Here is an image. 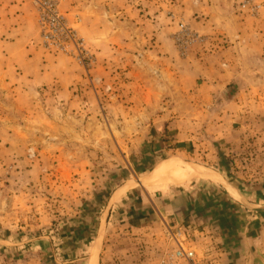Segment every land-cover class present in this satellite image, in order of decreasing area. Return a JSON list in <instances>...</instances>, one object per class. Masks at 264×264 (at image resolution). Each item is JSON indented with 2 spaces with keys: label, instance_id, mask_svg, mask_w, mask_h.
I'll return each mask as SVG.
<instances>
[{
  "label": "crops",
  "instance_id": "crops-1",
  "mask_svg": "<svg viewBox=\"0 0 264 264\" xmlns=\"http://www.w3.org/2000/svg\"><path fill=\"white\" fill-rule=\"evenodd\" d=\"M221 1L64 0L63 10L73 19L79 15L80 32L98 54L96 72L103 68L110 79L120 68L127 88L121 94L127 103L125 108L149 118L148 123H142L144 128L157 131L155 145L166 146L161 137L167 134L173 139L169 148L172 151V147H179L191 139L193 132L204 128L215 138L235 140L240 146L241 134L248 136L247 130L264 128L257 103H252L245 90L231 91L244 66L242 56L263 54L264 45L247 41L244 25H239L241 31L236 33L240 40L223 42L228 37L225 26L230 18L220 13ZM172 12L208 34L210 43L206 47L192 45L183 56L174 41L175 34H171L179 18L176 15L174 20ZM104 51L105 57H101ZM52 55L40 45L31 0H0V82L15 90L17 111H28L42 91L75 99L87 92H99V76L91 86L95 89L85 87L88 80L81 74L71 80L59 79L56 68L63 60ZM178 55L183 58L178 59ZM251 115L256 117L250 124ZM202 176L215 178L211 173ZM129 181L115 188L99 225V233H103L102 239L95 240L96 247L101 242L103 251V262L99 264H158L165 253L176 248L167 234L169 230L175 233L173 229L184 231L186 246L194 247L207 264L264 263V215L250 221L247 215L242 232L241 221L219 210L206 187L157 180L135 190ZM260 188L261 183L249 186L247 191L256 193Z\"/></svg>",
  "mask_w": 264,
  "mask_h": 264
},
{
  "label": "rangeland",
  "instance_id": "rangeland-1",
  "mask_svg": "<svg viewBox=\"0 0 264 264\" xmlns=\"http://www.w3.org/2000/svg\"><path fill=\"white\" fill-rule=\"evenodd\" d=\"M218 8L230 18V24L225 26L228 37L224 43L240 40L236 33L241 31L239 25H244L248 30L247 41L264 45V0H223ZM182 20L177 18L171 34L179 31ZM186 24L206 38L202 47L210 43L208 34L196 30L187 20ZM77 26L80 31L82 20ZM81 35L93 51V67L87 72L71 57L54 53L52 58L63 60L56 73L59 79L70 80L81 74L88 80L87 89L88 86L95 89L91 86L99 76V92H87L75 99L42 91L28 111H17L15 90L0 82V264H94L97 252L99 263L103 262L101 242L98 249L95 240L102 239L103 233L98 229L108 212L113 191L127 179L132 181L133 189H141L144 186L134 181L152 182V173L163 161L178 162L191 174L185 180L169 182L208 188L217 208L241 221L242 232L247 215L248 221L264 215L252 211L221 178L202 176L207 171L199 173L202 168L220 172L242 193L246 192L247 195L243 194L250 203L264 207V128L247 130L248 136L241 134L240 146L235 140L215 138L204 128L193 132L191 139L181 142L179 147H172V151L169 148L173 139L167 134L161 137L166 146L155 145L157 131L144 128L142 123H148L149 118L125 108L127 103L121 94L127 88L120 68L110 79L103 68L96 72L98 54L88 38ZM135 53L142 58L141 53ZM105 54L104 51L101 57ZM114 56L120 59L117 52ZM242 59L244 66L232 89L245 90L252 103H257V108L252 104V111L258 109L263 127L264 53L251 52ZM251 117L250 124L256 116ZM259 183L262 190L248 193L249 186ZM221 211L219 214L226 219ZM209 216H213L212 211ZM261 229L264 232V227ZM171 232L167 234L174 243Z\"/></svg>",
  "mask_w": 264,
  "mask_h": 264
},
{
  "label": "built area",
  "instance_id": "built-area-1",
  "mask_svg": "<svg viewBox=\"0 0 264 264\" xmlns=\"http://www.w3.org/2000/svg\"><path fill=\"white\" fill-rule=\"evenodd\" d=\"M36 12L41 47L50 53L63 54L74 59L87 72L93 67L95 57L87 40L81 35L77 24L81 22L78 16L70 18L63 10L64 0H32ZM176 18L175 13H170ZM179 31L174 39L183 54L196 44L206 42V38L192 31L184 20L179 23ZM176 248L167 252L160 264H207L198 257L192 246H186L183 231L171 233Z\"/></svg>",
  "mask_w": 264,
  "mask_h": 264
},
{
  "label": "bare ground",
  "instance_id": "bare-ground-1",
  "mask_svg": "<svg viewBox=\"0 0 264 264\" xmlns=\"http://www.w3.org/2000/svg\"><path fill=\"white\" fill-rule=\"evenodd\" d=\"M185 169L182 168L180 163L178 162L164 161L158 167H156L150 179L152 181H156V180L182 181L188 178L189 175H191L190 172Z\"/></svg>",
  "mask_w": 264,
  "mask_h": 264
},
{
  "label": "water",
  "instance_id": "water-1",
  "mask_svg": "<svg viewBox=\"0 0 264 264\" xmlns=\"http://www.w3.org/2000/svg\"><path fill=\"white\" fill-rule=\"evenodd\" d=\"M203 171H207L208 173H211L215 178H221L223 180V182L226 184V186L239 198L243 199L246 204L248 205V207L252 210V211H264V207H256L254 206L252 203H250L248 201V199L245 197V195L237 188L235 187L229 180H227L220 172L216 171V170H212L209 168H202L199 169V173L203 172ZM134 181V180H133ZM134 182H136L137 184L140 185H146V184H150L152 183L151 181L149 182V180L144 179V180H135ZM132 183V181H129L128 184ZM98 249L100 248V245L97 246ZM100 253L97 252V255H95V263L94 264H99L100 262Z\"/></svg>",
  "mask_w": 264,
  "mask_h": 264
},
{
  "label": "trees",
  "instance_id": "trees-1",
  "mask_svg": "<svg viewBox=\"0 0 264 264\" xmlns=\"http://www.w3.org/2000/svg\"><path fill=\"white\" fill-rule=\"evenodd\" d=\"M231 91H232V88H231ZM231 95H232V93H231V94H229V98L231 97Z\"/></svg>",
  "mask_w": 264,
  "mask_h": 264
}]
</instances>
